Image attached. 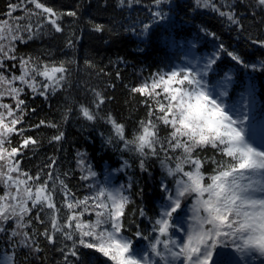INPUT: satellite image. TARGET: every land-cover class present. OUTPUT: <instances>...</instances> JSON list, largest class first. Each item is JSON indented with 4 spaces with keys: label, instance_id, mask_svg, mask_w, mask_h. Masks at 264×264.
I'll return each instance as SVG.
<instances>
[{
    "label": "snow or ice",
    "instance_id": "1",
    "mask_svg": "<svg viewBox=\"0 0 264 264\" xmlns=\"http://www.w3.org/2000/svg\"><path fill=\"white\" fill-rule=\"evenodd\" d=\"M104 4L128 12L125 31L160 53L147 75L126 86L142 114L124 116L110 106L106 87L86 84L79 99H64L58 120L29 122L36 109L28 98L71 90L78 65L75 57L21 47L61 34L65 47L76 49L81 36L65 18L79 21L80 7L9 0L0 13V264H49V251L59 256L51 264H264V89L256 82L261 74L264 83V0ZM87 23L106 30L92 18ZM225 29L235 43L223 39ZM84 64L95 68L91 59ZM72 120L106 127L102 147L122 161L101 180L77 152L80 180L88 182L83 196L69 188L68 171H56L55 154L35 171L22 163L40 143L30 130H54L49 142L59 145ZM133 164L155 180L151 215L129 208L132 176L121 184L111 179ZM137 214L144 219L137 222Z\"/></svg>",
    "mask_w": 264,
    "mask_h": 264
},
{
    "label": "trees",
    "instance_id": "2",
    "mask_svg": "<svg viewBox=\"0 0 264 264\" xmlns=\"http://www.w3.org/2000/svg\"><path fill=\"white\" fill-rule=\"evenodd\" d=\"M57 7L75 8L80 7L81 19L73 23L74 18L66 17V25L76 31L81 39L77 41L76 49L65 47L64 36L61 34L45 35L41 39L30 43L27 48L21 47V51L39 53L41 51L51 50L53 56L60 58H73L77 61L76 72L74 74L73 85L71 90H67L62 94L50 97L45 100L43 97H29L27 103L31 108L36 109V113L29 114L26 119L31 123H37L40 119L48 118L58 120L60 109L64 104V99L71 94L72 97L79 99L82 96V89L87 84L101 85L106 87L108 94L114 97V102L110 105L116 111L124 116L142 114V106L139 105V97L129 95L127 85L135 83L138 79V73L142 71L145 75L152 70L151 66L155 63V58L158 53L156 45L151 46L142 43V37L125 31L131 23V17L128 12L123 15L118 14L112 8L104 4V0H55ZM9 0H0V13L6 10ZM110 3L115 4V0H110ZM137 11H140L139 6H134ZM201 11H205L201 9ZM18 11L14 15H20ZM135 14H133L134 17ZM89 18L94 19L98 23L106 25L104 32H95L87 21ZM111 28L112 31L107 29ZM223 39L227 42L235 43V33L223 30ZM143 49V51H141ZM261 54L256 52V56ZM123 57V60L119 59ZM91 59L95 68L85 65L84 60ZM103 68L107 76L99 73V69ZM120 73V78L117 79L115 73ZM260 88L264 89V83L261 81L259 74ZM115 85L114 88L108 87V84ZM65 138L59 144L55 145L49 142L50 136L53 134L52 129L41 127L40 129L30 130L29 134L39 139V146L34 151H28L22 161L23 164L33 171L42 166L47 158L55 154L58 158L59 167L56 171L70 173L68 178V186L77 196L86 194L87 189L83 187L87 181H81L80 169L76 166L77 152L87 154V159L93 165L94 170L100 174V179H104V170L112 169L120 166L122 163L120 154L110 148L102 147L100 133L107 134V128L101 125L90 127L82 121H70L64 126ZM119 162V163H118ZM122 177L132 176L136 183L133 185V204L129 205L130 209L143 207L146 212L151 215V210L157 203V193L155 189V180L144 173H141L135 164L126 172H121ZM160 172L158 166L154 172L155 179H159ZM120 179L121 176H118ZM75 186V187H73ZM143 188V200L137 195L139 189ZM137 222L144 218L138 214L134 217ZM145 223H147L145 221ZM0 248H3L0 242ZM59 259V256L49 251V264L52 259Z\"/></svg>",
    "mask_w": 264,
    "mask_h": 264
},
{
    "label": "rangeland",
    "instance_id": "3",
    "mask_svg": "<svg viewBox=\"0 0 264 264\" xmlns=\"http://www.w3.org/2000/svg\"><path fill=\"white\" fill-rule=\"evenodd\" d=\"M141 74L145 75L142 71H140L138 73V76H140ZM257 78H259V74H257ZM257 86L260 88V84H259V80L257 79ZM118 176H121L120 179L117 180V178H119ZM113 183L115 184H121V183H126L128 177H122L121 172L120 173H113L112 177H111ZM2 243V246L5 247L6 245H4L3 241H0Z\"/></svg>",
    "mask_w": 264,
    "mask_h": 264
}]
</instances>
